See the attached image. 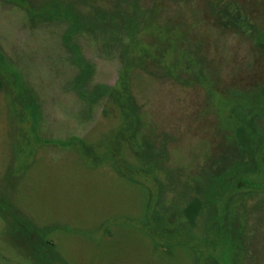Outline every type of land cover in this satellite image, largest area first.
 I'll use <instances>...</instances> for the list:
<instances>
[{
    "label": "rangeland",
    "instance_id": "obj_1",
    "mask_svg": "<svg viewBox=\"0 0 264 264\" xmlns=\"http://www.w3.org/2000/svg\"><path fill=\"white\" fill-rule=\"evenodd\" d=\"M0 264H264V0H0Z\"/></svg>",
    "mask_w": 264,
    "mask_h": 264
},
{
    "label": "trees",
    "instance_id": "obj_2",
    "mask_svg": "<svg viewBox=\"0 0 264 264\" xmlns=\"http://www.w3.org/2000/svg\"><path fill=\"white\" fill-rule=\"evenodd\" d=\"M195 209H196V207L195 206H193L192 207V211H195ZM188 216L192 219V213H191V211L190 212H188Z\"/></svg>",
    "mask_w": 264,
    "mask_h": 264
}]
</instances>
